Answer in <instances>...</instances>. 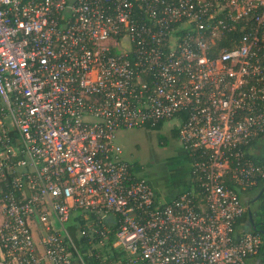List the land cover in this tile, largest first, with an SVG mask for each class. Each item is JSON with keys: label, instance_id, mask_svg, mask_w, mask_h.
<instances>
[{"label": "built area", "instance_id": "built-area-1", "mask_svg": "<svg viewBox=\"0 0 264 264\" xmlns=\"http://www.w3.org/2000/svg\"><path fill=\"white\" fill-rule=\"evenodd\" d=\"M170 122L165 202L115 138ZM263 137L264 0H0V264H248Z\"/></svg>", "mask_w": 264, "mask_h": 264}, {"label": "rangeland", "instance_id": "rangeland-1", "mask_svg": "<svg viewBox=\"0 0 264 264\" xmlns=\"http://www.w3.org/2000/svg\"><path fill=\"white\" fill-rule=\"evenodd\" d=\"M172 124H166L160 131L127 130L119 133V140L124 146V159L140 165L138 175L151 185L156 184L157 191L172 187L182 178V166L190 163L184 161V152H180L178 138L172 136ZM172 128V129H171ZM187 155V154H186ZM186 159V156H185ZM188 164V165H187ZM165 198H160L165 201Z\"/></svg>", "mask_w": 264, "mask_h": 264}, {"label": "crops", "instance_id": "crops-1", "mask_svg": "<svg viewBox=\"0 0 264 264\" xmlns=\"http://www.w3.org/2000/svg\"><path fill=\"white\" fill-rule=\"evenodd\" d=\"M166 124H168V123H163L162 127L160 128V130L163 129V127ZM132 130H147V131H157L158 132V130H155L153 128H148V127L147 128H140V129H132ZM123 131H127V130H119V131H117L115 141H116V144L119 147H121V149L123 151V154H124V146L119 140V133L123 132ZM173 131H174V129L171 132L172 133L171 137L177 139V137L174 135ZM180 152H182V153L184 152L185 156L187 154L185 152L184 148L181 145H180ZM254 155L258 158V160L263 164V167H264V137L254 147ZM185 156L183 158L184 161H186ZM122 159L125 162L133 165V167L136 169V171L140 173V165H138L137 162H129L126 159H124L123 156H122ZM190 170H191L190 164L188 166H182L181 170H180L181 172L179 174V175H181L182 178H180L177 181H175V185L174 186L168 187V188H164L162 190V193L159 190L158 191L156 190V189H159V188H157L156 184H152V186H153V188L155 190V194L159 198V200H160V198L163 197V198H165L164 199L165 202H169V201L173 200L174 198H176L177 196H179L181 193H183L189 187V179L191 177ZM255 191L256 190L242 192L241 193V197H242L243 201L247 200L248 202H252V198H254ZM248 222H250V218L248 219V215L246 217H243L238 222V225H237V234L238 235H242V234L247 233V232L250 231L249 227H248ZM248 264H264V257H259L258 255L252 256V257L249 258Z\"/></svg>", "mask_w": 264, "mask_h": 264}, {"label": "trees", "instance_id": "trees-1", "mask_svg": "<svg viewBox=\"0 0 264 264\" xmlns=\"http://www.w3.org/2000/svg\"><path fill=\"white\" fill-rule=\"evenodd\" d=\"M163 123L158 124L155 128V130H160V128L162 127ZM174 135L177 137V130L175 129L173 131ZM210 155V154H209ZM209 155H204L201 152H196V153H191L188 152V154L186 155V160L188 163L192 164L195 162H204L207 160V157ZM247 159L251 160L254 163H257L259 165L263 164L258 160V158L255 155H247ZM231 188H235L234 184L231 182L230 184ZM264 185V180H262V178L257 180V184L250 187L248 190L246 191H253V190H258L261 189L262 186ZM263 198V202H264V196ZM264 209V206H263ZM258 235L262 238L263 240V245L261 246V248L259 249L258 252V256L259 257H264V235L263 232H258ZM75 239L79 245V249H78V253L83 257L84 261L88 262V261H93L94 260V254L97 253L98 249L92 248L91 246H87L85 243L87 242V238L86 237H78L77 235H75Z\"/></svg>", "mask_w": 264, "mask_h": 264}, {"label": "flooded vegetation", "instance_id": "flooded-vegetation-1", "mask_svg": "<svg viewBox=\"0 0 264 264\" xmlns=\"http://www.w3.org/2000/svg\"><path fill=\"white\" fill-rule=\"evenodd\" d=\"M264 185L261 189H258L254 193V198H252V202L250 204V207L246 205V203H249L247 200H244L243 203L246 207V211L243 217H246L248 215V219L251 218L249 215V211L252 213V219L254 222H248L249 232H264V202H263V196H264ZM254 201V202H253ZM257 229H254V228Z\"/></svg>", "mask_w": 264, "mask_h": 264}, {"label": "water", "instance_id": "water-1", "mask_svg": "<svg viewBox=\"0 0 264 264\" xmlns=\"http://www.w3.org/2000/svg\"><path fill=\"white\" fill-rule=\"evenodd\" d=\"M264 191V190H263ZM250 204H251V202H249V203H246V205L248 206V208L250 207ZM249 215H250V219H251V222L253 223L254 222V220L252 219V213L249 211ZM254 229H257L256 227L254 228ZM263 235H264V232H263Z\"/></svg>", "mask_w": 264, "mask_h": 264}]
</instances>
